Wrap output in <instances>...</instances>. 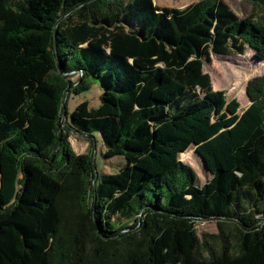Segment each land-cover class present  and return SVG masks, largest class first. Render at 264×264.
I'll use <instances>...</instances> for the list:
<instances>
[{"label": "trees", "instance_id": "trees-1", "mask_svg": "<svg viewBox=\"0 0 264 264\" xmlns=\"http://www.w3.org/2000/svg\"><path fill=\"white\" fill-rule=\"evenodd\" d=\"M242 1L261 16L222 0H0V264H264V75L239 114L203 71L248 49L264 61V0ZM88 78L100 106L69 116L89 139L76 155L61 101ZM96 135L117 173L97 177ZM191 148L202 185L180 159ZM200 220L218 222L211 240Z\"/></svg>", "mask_w": 264, "mask_h": 264}, {"label": "rangeland", "instance_id": "rangeland-1", "mask_svg": "<svg viewBox=\"0 0 264 264\" xmlns=\"http://www.w3.org/2000/svg\"><path fill=\"white\" fill-rule=\"evenodd\" d=\"M200 0H153L154 4L159 7H170L176 9H183L186 6L196 3ZM236 15L240 18L252 15L255 19L261 16V12L257 9H252V6L242 0H222ZM203 71L209 74L213 90L223 91L227 100L236 99L240 104L239 114L250 105L246 97L247 84L256 77L264 75V61H257L253 57L251 50H247L242 56L236 57H220L211 56L210 63H204ZM79 76L72 75L71 81L75 82ZM87 89L81 90L78 94L69 91V96L65 100V113L62 114L63 127L68 130L70 137L68 143L72 151L78 154H84L89 149L88 138L78 136L68 128L70 114L82 102H88L89 108L96 109L100 106V97L102 93L101 84L98 80L88 78L86 79ZM94 165L95 172L98 178L102 175H110L118 172L120 167L124 165L122 157H114L112 159H105L103 154L105 148L99 136L94 137ZM182 161L192 167L199 178V184L208 182L211 176L202 169V163L196 155L194 148L186 152L185 157H180ZM15 176V173L12 172ZM2 172L0 171V187L2 185ZM195 229L200 239L204 240V235L207 240L209 237L218 234V222L216 220H200L195 223ZM214 249L218 248L217 242H214ZM208 256L207 253L204 254Z\"/></svg>", "mask_w": 264, "mask_h": 264}, {"label": "water", "instance_id": "water-1", "mask_svg": "<svg viewBox=\"0 0 264 264\" xmlns=\"http://www.w3.org/2000/svg\"><path fill=\"white\" fill-rule=\"evenodd\" d=\"M72 73H73V72H72ZM80 77H81V74H80ZM73 87H75V85H73L71 88H69V89L64 93L63 98H62V101H61V111H62L63 108H64V104H65L66 97H67L69 91H70ZM250 105H251V103H250ZM92 162H93V166H94V158H93V161H92Z\"/></svg>", "mask_w": 264, "mask_h": 264}]
</instances>
